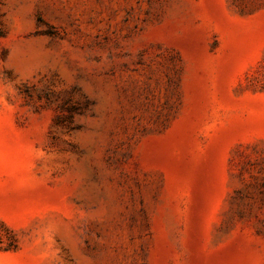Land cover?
Here are the masks:
<instances>
[{
    "label": "rangeland",
    "instance_id": "rangeland-1",
    "mask_svg": "<svg viewBox=\"0 0 264 264\" xmlns=\"http://www.w3.org/2000/svg\"><path fill=\"white\" fill-rule=\"evenodd\" d=\"M0 264H264V0H0Z\"/></svg>",
    "mask_w": 264,
    "mask_h": 264
}]
</instances>
